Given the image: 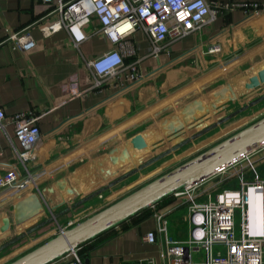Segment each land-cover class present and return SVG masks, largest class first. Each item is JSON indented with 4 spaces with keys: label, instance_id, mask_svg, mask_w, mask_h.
Masks as SVG:
<instances>
[{
    "label": "crops",
    "instance_id": "0c3cea01",
    "mask_svg": "<svg viewBox=\"0 0 264 264\" xmlns=\"http://www.w3.org/2000/svg\"><path fill=\"white\" fill-rule=\"evenodd\" d=\"M213 1L257 6L222 10L199 30L162 42L156 54L145 33L136 30L133 38L142 77L123 83L110 77L95 85L86 62L113 47L95 31L96 17L84 28L88 38L75 47L65 29L42 35L39 27L56 18L52 5L0 0V109L5 115L0 173L15 169L21 179H28L0 187V246L26 233L0 250V264L54 236L80 211L94 209V213L101 202L110 204L124 196L122 190L140 177L138 173L214 127L108 184L264 93L244 102L249 91L264 83L245 87L248 78L264 67V0ZM22 30L35 41L28 51L7 40L9 31ZM122 72L124 76L128 70ZM20 111L36 114L42 135L34 158L25 166L17 158L19 146L8 120ZM250 160L255 166L263 164L264 147L252 152ZM246 167L245 161H239L230 171ZM224 178L210 176L198 190L237 188L231 187L232 178L229 183ZM184 205V197L166 196L83 243L77 253L87 264H140L146 256L163 264L160 244L146 242L144 234L156 229V214L162 213L168 234L175 241L186 240L190 223ZM156 236L159 242L161 236Z\"/></svg>",
    "mask_w": 264,
    "mask_h": 264
},
{
    "label": "built area",
    "instance_id": "2783aa9c",
    "mask_svg": "<svg viewBox=\"0 0 264 264\" xmlns=\"http://www.w3.org/2000/svg\"><path fill=\"white\" fill-rule=\"evenodd\" d=\"M39 1L52 5L56 14L51 23L39 27L42 35L49 36L65 29L75 47L88 38L84 28L93 17L97 18L99 28L95 31L105 36L113 47L86 62L95 85L110 77L123 79L119 83L142 77L133 38L136 30L145 33L152 53L156 54L162 42L199 30L222 10L234 6L246 9L257 6L256 3L241 2L221 4L213 0ZM7 40L23 51L35 47V41L26 30L9 31ZM125 69L128 73L122 76ZM4 117L0 109V135L5 133ZM8 120L13 124L14 138L19 146L17 158L25 166L34 158V150L42 140L37 116L33 111H20L9 115ZM252 152L224 165L212 175H224L228 179L236 176L239 181L237 188L221 189L212 195V191L198 190L199 182L171 194L185 198L190 231L186 240L175 241L167 232L164 214H156V229L147 231L144 239L148 243L160 244L158 254L163 264H264V180L250 160ZM239 161H245L247 167L235 173L230 171L231 166ZM23 178L17 170L8 169L0 173V187L28 181ZM156 234L161 236L159 242ZM216 245H224V252L214 250ZM139 261L140 264H157L154 256H146ZM49 264L84 262L76 249Z\"/></svg>",
    "mask_w": 264,
    "mask_h": 264
},
{
    "label": "water",
    "instance_id": "95a60500",
    "mask_svg": "<svg viewBox=\"0 0 264 264\" xmlns=\"http://www.w3.org/2000/svg\"><path fill=\"white\" fill-rule=\"evenodd\" d=\"M263 82L264 67L260 68L255 75L248 78L245 87L254 88ZM262 100H264V93L238 110L230 113L228 116L194 134L190 138L174 145L171 149L160 153L147 162L132 169L130 172L122 175L113 182H110L108 185L111 186L130 174L150 165L171 150L184 145L189 140L196 138L203 132L221 124L233 115ZM263 145L264 115L220 141L210 145L187 160L170 168L164 173L145 182L114 202L84 217L75 224L61 229L54 236L41 242L6 264H49L52 261L61 258L66 253L78 249L88 240H91L106 230L126 221L129 217L135 215L139 211L159 202L161 199L172 194L175 190L190 184L202 182L212 176L224 165L236 161L241 156L260 148ZM104 189L105 188H102L88 197L90 198ZM55 217H57V215H54L51 219H54ZM25 235L26 233L19 234L10 242L0 246V250ZM84 264H87V261H85Z\"/></svg>",
    "mask_w": 264,
    "mask_h": 264
},
{
    "label": "rangeland",
    "instance_id": "374dc122",
    "mask_svg": "<svg viewBox=\"0 0 264 264\" xmlns=\"http://www.w3.org/2000/svg\"><path fill=\"white\" fill-rule=\"evenodd\" d=\"M263 90H264V83L260 87H257L256 91L255 90L249 91L247 93V95H245L246 97L244 98V102H248L249 101L248 98H252L253 94L258 93L260 91L262 92ZM263 115H264V100L256 103L253 106L248 107L247 109H244L243 111L234 115L228 121L224 122L223 124H221L219 126L214 127L212 130L206 132L202 136L192 140L190 143L179 148L178 150L175 151V153H172L171 155H167L161 161L147 167L146 169H144L143 171H141L140 173H138L136 175V176H140L138 179L131 180L132 182L129 183L126 187H124V189L122 190V193H124V192L129 193L130 191H132V190L136 189L137 187H139L140 185H142V183L144 184L145 182H147V181L155 178L156 176L164 173L168 169L174 167V165L176 166L177 164L187 160L188 158H190V157L194 156L195 154L201 152L202 150L209 147L210 145L220 141L221 139L227 137L228 135L234 133L235 131L245 127L246 125H248L250 123H252L253 121H255L256 119L260 118ZM140 160H141V158L138 159V161H140ZM256 169H257V173H258L259 177L262 180H264V163L261 165L260 164L257 165ZM232 179L233 180L230 182V183H232V184H230V185H232L231 187H234V186L238 187L237 180L234 181V179H236V176L232 177ZM223 180H224V182L225 181L228 182L230 180V178L228 179L225 177ZM225 186L228 187V184H226ZM225 189H229V187L225 188ZM213 193H214V191H212V195H214ZM121 194H119V195H121ZM101 203L103 204V205H101L102 207H104V205L105 206L108 205L105 202H101ZM100 207H97V209L99 210L102 208V207L101 208ZM92 208H94V207H92ZM183 210L185 213L188 211L187 203H186V205H184ZM93 211H94V209H89V210L87 209V211H84L85 213L80 211L79 213L76 214V216L74 218L68 219L65 222V225L67 227H69L72 224H75L76 222L80 221L84 217L90 215V212L93 213ZM236 223H238V219H237ZM236 233L238 235V227H236ZM224 249H225L224 245H216L214 248V250H221L222 252H224ZM18 253H23V252H18Z\"/></svg>",
    "mask_w": 264,
    "mask_h": 264
}]
</instances>
